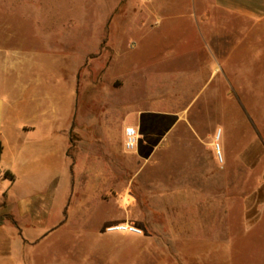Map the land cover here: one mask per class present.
<instances>
[{
	"label": "rangeland",
	"instance_id": "obj_1",
	"mask_svg": "<svg viewBox=\"0 0 264 264\" xmlns=\"http://www.w3.org/2000/svg\"><path fill=\"white\" fill-rule=\"evenodd\" d=\"M238 25L212 0H0L29 160L48 130L59 162L0 264H264V22Z\"/></svg>",
	"mask_w": 264,
	"mask_h": 264
},
{
	"label": "crops",
	"instance_id": "obj_2",
	"mask_svg": "<svg viewBox=\"0 0 264 264\" xmlns=\"http://www.w3.org/2000/svg\"><path fill=\"white\" fill-rule=\"evenodd\" d=\"M220 12L226 18L235 17L248 23L247 26H235L239 29H256L252 24L264 22V0H212ZM223 20L222 28H225ZM20 51L19 55H21ZM17 51L11 47L0 48V212L11 215L12 220L0 221V244L14 235L13 229L18 230L22 226L24 216L29 215L38 227L44 225L43 218L50 211L53 203L54 179L57 177L58 156L54 148L44 152L43 145L50 141L49 131L46 130L41 136L40 153L43 156L39 162L30 161L33 151V142L27 129L30 124L27 119L28 108L21 107L22 101L13 96L12 89L15 83H22L25 76V67L16 62ZM18 83V85L20 84ZM40 103L35 106L40 108ZM45 112L40 110L39 116L45 123L52 122L46 117ZM37 118V117H36ZM140 119L134 124H125L139 129ZM21 122V123H20ZM187 126L195 127V123L186 120ZM33 131V130H32ZM194 132V131H193ZM195 133V132H194ZM139 134V133H138ZM252 147V146H251ZM139 148V145H138ZM251 148L249 158L253 153ZM29 183L33 190L29 195L20 196V183ZM51 184L50 189L48 184ZM14 225V227H13ZM45 227V226H44ZM23 230V229H22ZM18 236V235H17Z\"/></svg>",
	"mask_w": 264,
	"mask_h": 264
},
{
	"label": "built area",
	"instance_id": "obj_3",
	"mask_svg": "<svg viewBox=\"0 0 264 264\" xmlns=\"http://www.w3.org/2000/svg\"><path fill=\"white\" fill-rule=\"evenodd\" d=\"M123 145L124 148L127 151H135L138 148V143H139V134L137 131V128L133 127V126H126L125 129H123ZM217 136H219V132L217 133ZM219 145L217 144L215 146V150H216V154L220 156V151H219ZM114 229H122L125 228L127 229V227H125V225H117L115 227H113ZM135 231H138L137 229H133Z\"/></svg>",
	"mask_w": 264,
	"mask_h": 264
}]
</instances>
